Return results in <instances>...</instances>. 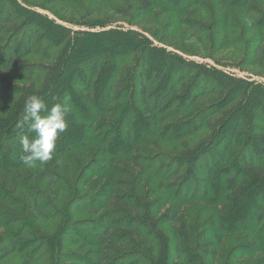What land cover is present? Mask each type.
Returning <instances> with one entry per match:
<instances>
[{"label":"rangeland","instance_id":"rangeland-1","mask_svg":"<svg viewBox=\"0 0 264 264\" xmlns=\"http://www.w3.org/2000/svg\"><path fill=\"white\" fill-rule=\"evenodd\" d=\"M16 8L39 12L61 23L69 28L71 38L65 47L27 54L19 74L6 75L0 70V88L12 86L13 91V87L33 84L38 89L44 80V68L52 66L60 55L67 60L72 50L84 53L95 41L106 42L108 31L119 35L128 32L133 35L128 36L129 47L118 49L122 50L115 53L118 57L111 58L117 66L135 62L142 47L133 37H139L167 53L221 71L239 89L230 95L232 105L237 102V106L244 105L248 115L253 112L255 131L264 133V115L260 113L264 103V54L258 51L260 33L264 34V0H188L176 5L168 0H7L1 15L14 13ZM5 27L9 24L0 23V47L8 37ZM188 82H181L174 93L180 95ZM222 97L224 93L199 98L201 118ZM20 98L14 94L0 101V124L9 117L21 119L23 109L15 111ZM167 114L159 110L156 117L163 119ZM209 118L205 117L200 131L184 139H172L173 130L164 133L172 118L164 122L148 119V130L139 135L141 141L133 144V151L117 156L119 146L111 135L117 124L107 110L99 114L98 122H110L86 130L90 142L85 148L63 156L53 154L47 163L23 165L11 175L0 170V256L9 251L0 258V264H93L86 251L97 249L103 242L82 238L87 233L81 230L88 229L90 237L104 233L98 221L112 214L111 209L102 207L103 201L116 197L115 192H119L117 197L133 194L145 205L135 217L116 200L112 202V209L117 210L112 212L115 217L130 215L129 222L140 232L136 235L124 219L118 218L114 233L130 254L128 258L138 256L139 262L147 261L146 245L152 243L157 264H192L186 254H194L198 264H264V219L255 215L262 200L254 194L247 202L249 212L242 211L230 187L229 178L243 177L233 166L238 165L235 160L242 149L240 137H245V131L237 130L242 124L228 129L238 142L215 147L201 158L206 161L192 163L184 158V142L190 149L211 138L205 135L209 133ZM121 129H125L122 123ZM125 151L123 147L121 152ZM210 165L214 168L207 177ZM177 169H190L194 176L181 188L169 178ZM186 192L192 201L180 203ZM176 205V219L162 221L171 216ZM182 221L186 223L188 242L181 245L185 255L177 258L173 232ZM11 247L15 250H9Z\"/></svg>","mask_w":264,"mask_h":264},{"label":"trees","instance_id":"trees-1","mask_svg":"<svg viewBox=\"0 0 264 264\" xmlns=\"http://www.w3.org/2000/svg\"><path fill=\"white\" fill-rule=\"evenodd\" d=\"M65 1L67 0H46L47 3ZM187 1L168 0L175 5L185 4ZM5 3L0 2V23H8L9 27H5L8 37L2 42L4 46L0 47V70L4 71L6 75L23 72L24 66L21 61L27 54L46 52L60 46L65 47L71 38L69 28L39 12L16 8L14 13H5L2 16ZM108 32V37L105 38L106 42L95 41L89 50H84V53L80 54L72 50L67 60L61 59L60 55V58H57L52 66L44 68V80L38 89H34L33 84L22 88L13 87V91L11 90L12 86L1 87L0 101L18 94L21 97L15 108V111L18 112H22L24 101L30 95L43 97L48 108L57 102L66 104L69 107V112L65 117L67 129L58 135L53 153L58 156H63L72 150L85 148L90 142L86 130L90 127L107 125L110 122H98L99 114L107 110L115 119L113 123L117 124L116 131L111 134L119 146L117 156L133 151L135 146L133 144H138L141 141L139 135L142 137L143 133L148 130L145 129L148 126L146 123L148 119L154 122L156 120L164 122L168 117L172 118V122L167 124L164 133L167 134L173 130L175 133L172 134V139H184L200 131L205 125V117L209 116L210 121L206 125L209 133L205 134L211 137L209 141L206 144L194 145L190 149L186 142L183 143L184 158L192 163L206 161L202 160L203 156L207 152L213 151L217 146L223 147L233 141L238 142L228 129L229 127L238 128L242 124V127L237 130L245 131V137L240 134L239 147L242 146V149L239 157L235 160L238 165L234 164L233 166H237L236 173L243 177L229 178L233 196L235 200L239 199L238 203L241 208L237 207L233 209V212H237L238 208H244V211L249 212L247 202L255 194L259 200H262V204L257 205L255 215L264 219V133L255 131L256 125L252 122L253 112L248 115L243 108L244 105L237 106L239 104L237 102L232 105L230 95L237 93L238 87L221 71L208 68L203 64L192 63L179 55L167 53L139 37H133V40L142 47L135 62L127 67L117 66L111 58L115 57V53L122 51L118 49L125 50L129 47L131 39H127L128 36L133 35L128 32L119 35L112 30ZM263 39L264 34L260 33L261 43L258 51L262 50L264 54ZM82 66L87 68L84 70L81 68ZM185 70L187 72L184 73ZM190 75L192 77L188 80ZM183 81L189 82L182 86L180 95H176L174 91ZM215 93H224V97L218 103L211 105L215 107L209 108V113L201 118L199 111L201 106L198 99ZM227 104H231L228 109H222ZM111 105L114 106V109ZM159 110H164L168 114L163 116V119L162 116L156 117ZM260 110V113L264 115V103L260 105ZM41 115H47V112H42ZM19 120L9 117L5 123L0 124V154L3 157L0 158V170H4L7 175H11L14 170L25 165L22 162V157L27 154L21 148V135H28L30 139L35 136L34 133L29 134L26 130L18 129L16 124ZM120 123L125 127L124 130L121 129L123 132L120 130ZM123 147L128 150L125 151L126 153L121 152ZM205 164L208 163L205 162ZM209 168L210 170L206 173L207 177L210 176V171L214 167L210 165ZM192 174L190 169H177L171 172L169 178L172 184L182 187L194 178ZM115 193L116 197H108L103 201L102 207L106 210L111 209L110 214H112L102 216L98 221L100 226L103 225L101 227L104 229V233L90 237L88 229L81 230L82 233H87L82 238H89L91 242H103V244L98 243L101 245H97V249L86 251L88 261H92L93 264H157V260L154 259L152 243L146 245H149L148 253H145L147 261L142 263L139 262L141 258L138 256L128 258L130 254H127L128 251H124L125 248L121 247V241L115 237V224L120 219H124V222L136 235L140 236V232L129 222L130 215L123 214L127 218L115 217L116 213L112 212L117 210L112 209L114 206L112 202L116 200L126 212H133L135 217L139 216V212L145 206L137 198H134L133 194H127L125 198L117 197L119 192ZM182 199L184 201L181 200L180 203L192 201L187 192L182 195ZM178 206H175L170 217L162 221L175 220ZM39 212L41 211L39 210ZM186 235V223L182 221L179 229L173 232V239L177 241L174 243L173 251L177 258L186 253V250L181 249V245L188 242L185 241ZM84 248L85 246H83V250ZM9 250L13 251L15 248L11 247ZM8 252L2 256L4 257ZM2 256L0 258H3ZM186 259L192 264L199 263L194 254H186Z\"/></svg>","mask_w":264,"mask_h":264},{"label":"clouds","instance_id":"clouds-1","mask_svg":"<svg viewBox=\"0 0 264 264\" xmlns=\"http://www.w3.org/2000/svg\"><path fill=\"white\" fill-rule=\"evenodd\" d=\"M45 111L47 115H41ZM68 112L66 104L57 102L48 108L41 96L30 95L26 98L22 117L16 124L18 129L35 134L33 139L21 135V148L27 154L22 157L25 165L32 167L36 161L45 164L53 159L58 135L67 129L65 117Z\"/></svg>","mask_w":264,"mask_h":264}]
</instances>
